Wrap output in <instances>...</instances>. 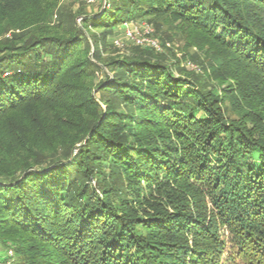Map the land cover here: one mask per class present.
Returning a JSON list of instances; mask_svg holds the SVG:
<instances>
[{
    "label": "trees",
    "instance_id": "trees-1",
    "mask_svg": "<svg viewBox=\"0 0 264 264\" xmlns=\"http://www.w3.org/2000/svg\"><path fill=\"white\" fill-rule=\"evenodd\" d=\"M36 1L0 0V36L30 29L0 42V246L24 264H264V0H112L82 21L104 32L93 48L73 25L40 27L58 0L26 25ZM159 14L236 57L225 96L259 126L230 121L150 45L132 43L137 54L96 83L91 49L98 56L116 26ZM106 94L135 113L102 111ZM82 140L60 164L58 151L68 159ZM103 168L139 197L114 202L120 189Z\"/></svg>",
    "mask_w": 264,
    "mask_h": 264
},
{
    "label": "rangeland",
    "instance_id": "rangeland-1",
    "mask_svg": "<svg viewBox=\"0 0 264 264\" xmlns=\"http://www.w3.org/2000/svg\"><path fill=\"white\" fill-rule=\"evenodd\" d=\"M111 1L112 0H58L46 23L39 22L42 24L40 27L49 29L73 25L75 29L83 30L82 21L84 17L89 16L93 19H99L105 11L111 10ZM113 1H115V3H119L120 0ZM48 3L52 4V1L38 0L33 6V10L29 7L32 11H26L28 16H32V12L35 16H32L30 21L25 24L28 25L36 22V20H39L41 17L39 13L43 9V5H47ZM147 25L152 27H149L152 29V32L146 33L145 27ZM135 28L137 31L134 30ZM29 30L30 29L23 31L15 30V32H13V30H9L3 36L6 39L12 37L13 33L22 35ZM131 30L136 32V37L140 39L141 43H137L135 40L133 41L126 37V32ZM83 31L86 35H88L87 39L91 48H93L92 41H94L95 37L96 39L97 37L101 38L104 33L101 29L93 28ZM3 36H0L1 43L4 41ZM125 37L128 40L125 39ZM151 40L156 41L159 44H169V47H162L161 54L165 63L172 67L171 69L174 78L186 80V83L190 84L188 86L193 87L195 91L210 93V95H212L215 99H219L221 103H218L215 108L220 109V112L223 113L230 121H245L247 126H251L256 122V120L258 121L259 118L257 115H252L251 117L248 116L244 120L246 114H238L235 107V105L240 102L236 101L234 96H225L233 95L229 93L235 91L236 89L234 82L227 78L228 75L226 74V72H230L232 69L237 67V64H235V61L237 60L235 59L236 57L233 55L230 57L229 54L222 52L217 43L210 45L209 42H206L205 37L200 32L193 30L180 19L169 14H159L156 16L151 15L128 22L123 26H116L113 29V33H111L108 39L101 44L98 56H95L93 49H91L89 57L100 68L97 72H95L96 83L102 81L104 79V75L106 74H108V77L112 79V73L109 72V69L106 66L108 63L120 57H131L132 55L137 54V50L132 43L145 46L149 45L148 43ZM113 41L115 43L114 45L112 44ZM217 75H221L224 80H213L214 77H217ZM93 93H96V90L93 91ZM98 96H96V98H98L96 102L102 111H105L107 110V107H110L117 109L122 113H135L131 110L132 107L123 105L121 102L111 98L108 94L103 95L102 101L99 100ZM251 121H253L252 124ZM259 122L264 124L262 121ZM259 125L260 123H255V126ZM131 130L136 131L138 129L134 125ZM85 141L86 140H82L79 144L75 145L72 149V156L68 157V159L64 158L65 154L62 152L63 149H60L58 151V155L62 159L60 164L70 162L72 157L77 154V149L82 147L85 144ZM110 171L113 172L111 173ZM96 172H101L104 176L106 175L107 177L105 178L108 182L113 184L115 189H120L115 190V195L112 193L111 199L114 202H117L118 199H126L128 203H132L131 199L139 197H133V193L130 190V187L133 185L128 181L127 176L125 177V174L121 171L103 168L96 170ZM89 184L92 188L97 190L98 186L94 178L89 179ZM138 187L140 192H146V188L143 184ZM128 191H131V194ZM96 192V194L101 198V192L98 190ZM0 252H4V255L1 256L4 258V262L0 261V264H24L26 262V259L23 257H17L15 255L10 244L5 247L0 246Z\"/></svg>",
    "mask_w": 264,
    "mask_h": 264
},
{
    "label": "built area",
    "instance_id": "built-area-1",
    "mask_svg": "<svg viewBox=\"0 0 264 264\" xmlns=\"http://www.w3.org/2000/svg\"><path fill=\"white\" fill-rule=\"evenodd\" d=\"M134 30L137 31L136 28H135ZM145 30H146V33H150V32H152V29H150L149 26H146V27H145ZM135 31H133V30H131V31H127V32H126V37H127L128 39L133 40V41L135 40V42H137V43H141L140 39H138V38L136 37V32H135ZM137 35H138V34H137ZM116 44H118V43H116ZM148 44H149L150 46H152L153 48H155L157 51L161 52L162 48H161L160 44L157 43L156 41L151 40V41H149ZM166 46L169 47V44H166Z\"/></svg>",
    "mask_w": 264,
    "mask_h": 264
}]
</instances>
